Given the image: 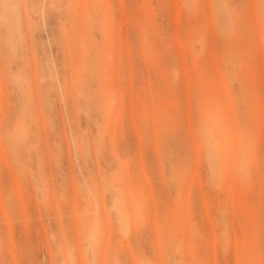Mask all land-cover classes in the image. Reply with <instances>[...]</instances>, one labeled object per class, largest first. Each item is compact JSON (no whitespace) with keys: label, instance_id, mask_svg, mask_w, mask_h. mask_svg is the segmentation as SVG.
<instances>
[{"label":"rangeland","instance_id":"1","mask_svg":"<svg viewBox=\"0 0 264 264\" xmlns=\"http://www.w3.org/2000/svg\"><path fill=\"white\" fill-rule=\"evenodd\" d=\"M0 264H264V0H0Z\"/></svg>","mask_w":264,"mask_h":264}]
</instances>
